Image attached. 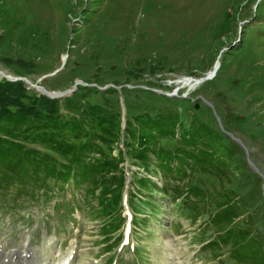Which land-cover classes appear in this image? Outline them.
<instances>
[{"label": "rangeland", "instance_id": "obj_1", "mask_svg": "<svg viewBox=\"0 0 264 264\" xmlns=\"http://www.w3.org/2000/svg\"><path fill=\"white\" fill-rule=\"evenodd\" d=\"M262 2L0 0V71L11 76L29 74L23 77L57 91L72 88L71 79L75 82L84 76L92 81L100 78L105 83L112 79L106 67L129 65L137 70V81L156 79L164 93L188 99L189 103L179 101L189 133L200 134L209 144L198 147L204 152L211 148L229 154L225 175L196 171L192 178L189 176V184L212 190L220 199L233 185L231 180L240 178V196L247 200L260 194L264 197ZM80 24L83 26L73 35V29ZM73 36L76 46L69 44ZM67 49H71L72 67L92 66L81 73L83 76L71 74L67 78L66 74H58L64 70L66 55L67 63ZM109 49L119 50L122 61L112 53L106 54ZM126 61L131 63L123 64ZM216 61L212 78L193 88L184 84L186 77H202L212 70ZM29 63H34L35 69ZM118 146L125 148L123 144ZM117 151L116 146L113 153ZM125 159L124 170L129 178L123 200L126 207L121 209L124 223L110 235L114 238H103L102 220L95 216L96 202L84 201L82 190L70 186L63 190L64 197L60 199L38 195L32 198L13 193L18 190L15 187L8 188L5 201L0 202L3 251H18L27 241L34 264H56L70 252L74 255L72 264H236L230 259L229 246L216 250L202 247L214 231L204 225L207 215L196 221L190 219L191 212L201 210V204L193 199L183 196L171 200L158 191L153 196L152 209L141 199L128 201V190L139 198L130 177L135 172L139 175L142 168ZM255 175L261 178V189ZM149 176L161 186L159 174ZM168 182L170 190L178 183ZM190 201L196 210L190 209ZM263 209L262 205L260 213ZM120 233V239L115 241ZM1 260L2 264L8 262Z\"/></svg>", "mask_w": 264, "mask_h": 264}, {"label": "trees", "instance_id": "obj_2", "mask_svg": "<svg viewBox=\"0 0 264 264\" xmlns=\"http://www.w3.org/2000/svg\"><path fill=\"white\" fill-rule=\"evenodd\" d=\"M262 1L260 5H264ZM82 26L75 27L73 35ZM69 44L76 46L74 36ZM107 53L122 61L119 50L109 49ZM67 63L58 73L66 74L67 78L82 75L92 67L85 64L72 67L71 59L70 67ZM33 64L29 63L35 69ZM106 71L112 77L110 81L104 83L100 78L92 81L84 76L81 78L84 84H78L73 93L59 98L26 88L22 80L0 77V202L5 201L8 188L18 187L13 193L32 198L38 195L60 199L64 197L63 190L71 186L82 190L84 201L96 202L95 216L102 220L103 238L109 241L114 238L110 235L124 223L121 209L127 183L124 161L128 158L143 172L131 175L130 183L135 185L134 193L139 198L128 190V201L141 199L152 209L153 196L158 191L171 200L191 198L201 204V210L191 212L190 219L196 221L207 215L204 225L214 231L202 246L204 249L229 246L230 259L236 264H264V209L261 213L259 210L264 207V197L260 194L249 200L243 198L239 195L241 179L236 178L234 182L229 175L233 185L220 199L212 190L188 183L189 176L192 178L196 171L225 175L230 158L229 154L211 148L204 152L198 147L206 142L200 134L189 133L179 101L189 103L188 99L157 92L164 90L156 79L137 81L138 72L129 65H111ZM23 75L29 74L15 76ZM195 103L191 104L192 108ZM122 107L124 127L121 126ZM116 146L118 151L114 154ZM149 174L160 175V187ZM168 180L178 181L172 190L168 188ZM255 181L261 189V178L255 175ZM192 201L189 207L196 210ZM120 236L121 233L114 240L118 241Z\"/></svg>", "mask_w": 264, "mask_h": 264}, {"label": "bare ground", "instance_id": "obj_3", "mask_svg": "<svg viewBox=\"0 0 264 264\" xmlns=\"http://www.w3.org/2000/svg\"><path fill=\"white\" fill-rule=\"evenodd\" d=\"M218 66V62H216L214 68L212 70H208L202 77H207L205 80L210 79L213 77V73L215 69ZM201 77H186L183 81L185 85L191 86L190 88H193L200 84L204 80H200ZM30 252L31 249L28 246V242L26 241L24 244L21 245L20 249L18 251H15L13 253L6 254L3 251V248L0 246V264L3 263V260L1 259H7L8 262L6 264H34V262L30 259ZM73 252H70L64 259L59 261L56 264H72L73 263ZM48 264V263H44Z\"/></svg>", "mask_w": 264, "mask_h": 264}, {"label": "water", "instance_id": "obj_4", "mask_svg": "<svg viewBox=\"0 0 264 264\" xmlns=\"http://www.w3.org/2000/svg\"><path fill=\"white\" fill-rule=\"evenodd\" d=\"M67 57V55L64 57L63 59V62H62V66L65 62V58ZM217 62V61H216ZM61 66V67H62ZM55 73V72H54ZM53 73V74H54ZM214 74V73H213ZM0 77H5L6 79L8 80H22L23 83H24V86L26 88H29V89H34L36 90L38 93L40 94H44L46 95L47 97H50V98H59V97H65L71 93H73L76 89H77V85L78 84H84L83 81H81L80 79L76 80L73 84V87L68 89V90H57V91H53V90H47L44 86L42 85H39V84H34L32 83L31 81H29L28 79H26L25 77L23 76H11V75H7L5 73H3L2 71H0ZM207 77H201L200 80H205ZM100 89H103L102 87H98ZM157 92L159 93H163L167 96H175L174 94H167V93H164V91L162 90H156ZM123 106V105H122ZM123 108V111H122V120H121V126L124 127V123H125V110H124V107ZM129 177H127V180H128Z\"/></svg>", "mask_w": 264, "mask_h": 264}]
</instances>
